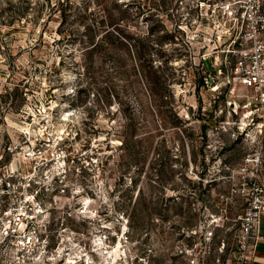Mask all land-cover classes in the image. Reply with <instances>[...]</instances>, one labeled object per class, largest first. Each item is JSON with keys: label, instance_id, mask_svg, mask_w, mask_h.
Segmentation results:
<instances>
[{"label": "rangeland", "instance_id": "374dc122", "mask_svg": "<svg viewBox=\"0 0 264 264\" xmlns=\"http://www.w3.org/2000/svg\"><path fill=\"white\" fill-rule=\"evenodd\" d=\"M105 1L106 12L95 0H0L13 128L35 114L48 129L44 155L62 154L43 171L74 159L65 184L46 193L47 255L53 264H240V218L258 181L246 159L264 152L251 94L232 72L244 55L233 53L242 0L135 1L126 23L150 37L146 67L134 39L103 36L100 20L118 14Z\"/></svg>", "mask_w": 264, "mask_h": 264}, {"label": "built area", "instance_id": "2783aa9c", "mask_svg": "<svg viewBox=\"0 0 264 264\" xmlns=\"http://www.w3.org/2000/svg\"><path fill=\"white\" fill-rule=\"evenodd\" d=\"M239 11L243 26L233 53L244 55L232 72L250 92L251 120L259 121L260 133L264 134V0H242ZM4 91L0 84V264H53V258L47 255L53 248V226H42L45 197L54 184H65L75 169L71 163L74 159H65L61 169L54 164L43 171L42 165L50 166L55 155L62 153L53 152L50 158L44 155L52 140L35 114H27L19 127L13 128L17 118L3 103ZM61 157H66L65 152ZM246 163L254 165L258 181L240 218V264L255 261L264 216V152L249 155Z\"/></svg>", "mask_w": 264, "mask_h": 264}, {"label": "trees", "instance_id": "16d2710c", "mask_svg": "<svg viewBox=\"0 0 264 264\" xmlns=\"http://www.w3.org/2000/svg\"><path fill=\"white\" fill-rule=\"evenodd\" d=\"M97 4L104 8L105 12L107 8L105 7V0H95ZM135 1H140L141 5H143V0H115L113 3L117 8V15L113 16L112 14H108L106 18L104 17L100 20L99 24L101 25V29H106L104 37L111 36L113 32H117L121 38H123L124 45L130 44V41L134 39L135 43V53L141 60V65L143 67L153 65V58L150 52V47L148 42L150 40L149 36H146L141 33H133L131 32L130 24L126 23L128 21V15L131 7L134 5ZM139 14H145V7L139 6ZM150 34V32H149ZM101 39L102 37L94 43V48L101 47ZM187 44V42H185Z\"/></svg>", "mask_w": 264, "mask_h": 264}, {"label": "crops", "instance_id": "0c3cea01", "mask_svg": "<svg viewBox=\"0 0 264 264\" xmlns=\"http://www.w3.org/2000/svg\"><path fill=\"white\" fill-rule=\"evenodd\" d=\"M259 233L262 236L255 252V261L252 264H264V216L262 218Z\"/></svg>", "mask_w": 264, "mask_h": 264}]
</instances>
